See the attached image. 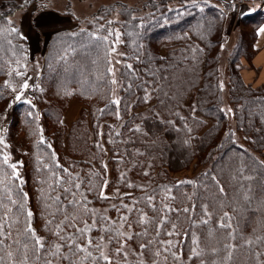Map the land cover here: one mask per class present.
Here are the masks:
<instances>
[{"label":"trees","instance_id":"trees-1","mask_svg":"<svg viewBox=\"0 0 264 264\" xmlns=\"http://www.w3.org/2000/svg\"><path fill=\"white\" fill-rule=\"evenodd\" d=\"M212 1L215 4L208 0H197L195 5L190 0H27L21 6L22 0H0V137L8 145L0 144V152L9 156L10 163L21 162L18 171L23 183L16 184L21 196L27 193L23 212L11 214L19 223L0 248V264H22L28 223L49 246L58 242L52 234L55 227L48 223L53 219L51 210L46 208L51 203L48 197L60 194L59 186L51 187L53 174L67 178L57 164L78 176L76 183L83 182L80 193L91 201L88 208L113 219L118 213L111 206H119L124 193L132 194L123 201L130 204L158 189L159 213L143 203L136 205L155 220L148 225L147 236L130 241L129 246L140 253L139 244L150 239L179 242L172 249L179 259L154 243L143 256L130 254L127 264L141 260L143 264H264V85H252L241 73L243 61L251 65L256 52L264 10L242 15V28L232 45H226L232 4L264 0ZM76 2L89 8L78 14ZM31 4L69 15L77 23L52 34L36 60L14 19ZM109 20L116 21L119 42L108 36L113 29ZM128 64L137 70L138 79L121 75L127 73L122 65ZM113 68L118 69L115 77L109 72ZM113 78L119 84H112ZM142 80L150 85L147 103L143 89L135 87ZM25 81L26 90L22 88ZM129 83L134 84L131 91L121 90V85ZM21 91L31 105L15 100ZM115 99L120 105L111 103ZM73 100L80 105L78 114L66 123ZM229 108L233 111H222ZM137 126L139 131H130ZM98 142L102 147H97ZM191 166L193 174L174 175ZM4 171L11 173L10 168ZM104 181L109 182L107 188ZM130 183L138 187H128ZM101 189L112 199H99ZM17 191L13 189V199H19ZM171 196L176 199H167ZM76 199H81L80 194ZM165 204L181 211L166 212ZM184 208L189 212L184 213ZM29 210L31 217L26 216ZM163 217L167 223L157 236ZM63 219L59 215L55 221L59 224ZM172 225L178 235H167ZM157 247L159 256L154 255ZM193 249H202L201 256H193ZM93 253L99 254L96 249ZM115 259L125 264L122 257ZM27 264L44 262L29 252ZM84 264L93 262L89 259Z\"/></svg>","mask_w":264,"mask_h":264},{"label":"snow or ice","instance_id":"snow-or-ice-1","mask_svg":"<svg viewBox=\"0 0 264 264\" xmlns=\"http://www.w3.org/2000/svg\"><path fill=\"white\" fill-rule=\"evenodd\" d=\"M27 0H22L21 6L26 3ZM190 2L195 5L197 4V0H190ZM232 8L235 9V4H232ZM202 10V9H201ZM256 8L249 9L247 12L242 11L241 15H248L252 12L256 11ZM116 21L109 20L107 23L111 25ZM103 27V26H102ZM13 33L16 32L15 27L11 29ZM261 32H264V28L260 29ZM108 36H115L117 42H119L120 33L116 30L109 29ZM101 39L107 40L108 37H102ZM115 46H112V52L115 53ZM115 63L121 64V60H116ZM123 68L127 69V73L121 72V75L125 76V79L130 77H136L138 74L137 70L131 65H122ZM118 69H110V74L115 77V73ZM16 75L22 76L23 73L17 72ZM112 84H119L115 78L111 81ZM134 84L129 83L127 85H121V90L127 89L131 91ZM29 85L27 81L22 85L23 89H28ZM135 87L143 89L145 92L143 99L144 103H147L151 98V93L148 91L150 85L148 81H141L138 84H135ZM220 89L223 90V83L219 85ZM15 91V89H13ZM16 101H23L24 103L30 104L31 101L25 99L23 91L18 92L15 96ZM114 105H120L121 101L119 99H115L111 101ZM11 107V105H9ZM195 107V106H194ZM225 112H232V109L222 110ZM31 114V113H30ZM117 117L119 118V113L117 112ZM139 126L136 129H130V131H139ZM41 142H43V138H41ZM0 144H3L5 148L8 147L7 144L4 143L3 137H0ZM97 147H102V145L98 142ZM123 158V157H121ZM9 156L4 155L0 152V248L4 247V244L7 240L12 238L11 228L19 223V218L13 220L11 214L16 212H23L24 205L23 200L27 198V193H23L22 196L20 193L22 189H19V186L16 184V181H19L21 184L23 183V179L18 171L21 162L10 163ZM44 167H48V165H44ZM57 168L60 169L62 173L67 174V178L65 176H57L55 173L54 182L51 185L53 190L56 187H60V194L52 197L49 196L48 200L51 203L46 204V208L50 209V215L53 219L49 220L48 223L55 227L56 231L52 233L56 236L58 242H54L49 246L47 240L36 236L34 229H32L31 224L28 223V226L24 229L27 243L23 245L25 250L24 259L22 264H27L29 259V252L38 254V258L42 259L44 264H53V260L56 261V264H84L86 260L91 259L93 264H120L119 261L115 259V257H122L127 264V260L130 254L143 256L144 253L149 252L151 246L155 243L156 245H163V251L169 252L173 255L174 259H179V257L172 252V249H175L179 242L174 244L171 240L162 241V240H147L144 243L139 244V248L141 249L140 253H136L134 249H131L129 246V242H135L137 239H141L147 236L148 233V225L154 223L155 217H149L146 213L143 212L141 208L136 207L138 203H143L146 207H149L154 213H159L160 209L157 207L155 203V195L158 189H153L151 193H148L145 197H141L139 201L133 199L131 203H124L123 201L131 197V193H124L123 196L120 197L121 203L119 206L113 204L111 209L118 213L117 219H113L110 216L101 215L96 210L88 208V204L91 203L87 199V196L84 193H80V189L83 186V182L76 183L75 181L79 179L78 176H73L69 173L68 169L63 168L61 165L57 164ZM105 170H107V165H103ZM10 168L11 173H5L4 169ZM145 176H148V172H144ZM212 180H216V177H212ZM183 183H191V181H181ZM67 184V187L63 185ZM109 182L104 181V188H107ZM128 187H138L135 184H128ZM142 190L147 191L144 186H139ZM18 189L16 195L19 196V199H13V189ZM88 191H92V187L89 186ZM167 191H171V189H167ZM220 191H224L223 187H220ZM80 194L81 199L77 200L76 196ZM68 196H71L72 199H67ZM99 199L101 200H109L112 197H109L105 194L104 190L101 189L99 193ZM169 200H175L174 196L167 197ZM71 209V211H69ZM164 210L166 212H180L179 208H172L169 204L164 205ZM104 212L109 211V209H104ZM184 213H188L189 209L184 208L182 210ZM81 214L86 217V219L81 220ZM33 214L29 210L26 212L27 217H31ZM59 215H63L64 219L56 223L55 218ZM227 215V214H226ZM90 221V222H89ZM167 223V218H161L160 225L157 226V236L163 231V225ZM201 223L207 224V220L201 221ZM83 225L82 227L80 225ZM144 227V231L136 232L133 229L135 227ZM221 227H227V225H221ZM173 231H169L167 235L173 236L178 235L175 232L176 225H172ZM67 229H71L70 232H66ZM127 229V231H125ZM51 231V229L49 230ZM93 231H99L101 235L99 237H94L91 235ZM187 234V233H186ZM15 243L19 244V240L15 241ZM194 244H197V248L199 247L198 241L193 240ZM29 244H31V248H29ZM117 245L115 248H112V245ZM67 248V252L64 249ZM93 249L98 250L99 254L94 255ZM201 250L193 249V256L200 257ZM12 253L9 252V256ZM154 255H161V248L157 247ZM51 257V259H49ZM75 258V259H74ZM191 259V257H189ZM228 259H231V255H229ZM140 264H143L141 260Z\"/></svg>","mask_w":264,"mask_h":264},{"label":"crops","instance_id":"crops-1","mask_svg":"<svg viewBox=\"0 0 264 264\" xmlns=\"http://www.w3.org/2000/svg\"><path fill=\"white\" fill-rule=\"evenodd\" d=\"M233 4H235V9L231 7L229 16L234 19H239L242 16V11L247 12L249 9L256 8L257 5L255 2H234ZM263 5L264 3L259 2L260 7H264ZM262 9L264 10V8ZM53 11L49 7H40L34 4L16 14L19 32L26 39L28 52L31 56L41 54L42 44L45 45V41L52 34L76 26L72 17ZM262 28H264V22L257 29L256 52L251 60V65L247 68V64V67L242 69L244 80L251 82L252 85H264V32L260 31Z\"/></svg>","mask_w":264,"mask_h":264},{"label":"rangeland","instance_id":"rangeland-1","mask_svg":"<svg viewBox=\"0 0 264 264\" xmlns=\"http://www.w3.org/2000/svg\"><path fill=\"white\" fill-rule=\"evenodd\" d=\"M93 1H103V2H110V1H112V0H93ZM122 1H127V2H129V3H137V2H139V0H122ZM208 1H210L211 3H214L215 4V2L214 1H212V0H208ZM253 2H255V3H257V5L255 6L256 7V9L257 8H259V9H261V10H263L262 8H264V7H260L259 6V2H256V1H253ZM260 3H264L263 1H261ZM31 5H34V4H31ZM74 6H76V8H78L77 10V13L78 12H82V10H85L84 8H89V7H80V6H77V2H76V4L74 5ZM264 6V5H263ZM90 8H92V7H90ZM54 12V11H53ZM18 13V12H17ZM16 13V14H17ZM15 14V15H16ZM78 14H81V13H78ZM231 15V14H230ZM69 16V15H68ZM15 21L17 22V18H16V16H15ZM237 19V20H236ZM76 25H77V23H75ZM226 32L230 35V39H229V41L227 42V46L228 47H230L231 45H232V43H233V39L235 38V36L237 35V32H238V30H240V28H242V22H241V20H240V18L238 19V18H230V16H229V18H228V20H227V22H226ZM76 27V26H75ZM111 28H113V29H117V25L116 24H114V23H112L111 24ZM48 41V40H47ZM47 41H45L46 43H47ZM44 42V43H45ZM46 43H45V45H46ZM45 45L44 44H42V47L40 48V50H41V52H42V50L44 49V47H45ZM162 52H164V49H162ZM40 56V55H39ZM38 55H35V60L36 59H38V57H39ZM243 66H242V69H244V67H247V64H248V67L247 68H249L250 67V63H247L245 60L243 61ZM241 73H242V70H241ZM72 102V103H71ZM71 102H69V105H68V107H67V111H66V114H65V122L66 123H70L71 122V120L72 119H75V117L77 116V114H78V110H79V107H80V105H79V103L78 102H76L75 100H73V101H71ZM227 108V107H226ZM194 166H196L195 164H194ZM198 170V168H196L195 169V171H197ZM193 171H194V168H193V166H191V167H189L188 169H186V170H184V171H181V172H178L177 174H174V175H176L177 177H180V176H184V175H191V174H193Z\"/></svg>","mask_w":264,"mask_h":264}]
</instances>
